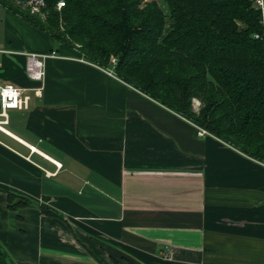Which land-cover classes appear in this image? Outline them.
<instances>
[{"label": "crops", "instance_id": "crops-1", "mask_svg": "<svg viewBox=\"0 0 264 264\" xmlns=\"http://www.w3.org/2000/svg\"><path fill=\"white\" fill-rule=\"evenodd\" d=\"M2 8L0 86L38 87L24 54H56L42 96L0 128L14 264H264V163Z\"/></svg>", "mask_w": 264, "mask_h": 264}, {"label": "trees", "instance_id": "trees-1", "mask_svg": "<svg viewBox=\"0 0 264 264\" xmlns=\"http://www.w3.org/2000/svg\"><path fill=\"white\" fill-rule=\"evenodd\" d=\"M2 6L211 135L264 163V41L253 0H29ZM60 1L64 8L58 10ZM200 109H193V101ZM9 207L31 200L10 193ZM47 216H57L42 207ZM0 264H14L0 244Z\"/></svg>", "mask_w": 264, "mask_h": 264}, {"label": "built area", "instance_id": "built-area-1", "mask_svg": "<svg viewBox=\"0 0 264 264\" xmlns=\"http://www.w3.org/2000/svg\"><path fill=\"white\" fill-rule=\"evenodd\" d=\"M253 2L254 7L260 13V22L263 30L262 34H256L255 38L264 41V0H253ZM24 6L30 10L32 15H37L43 20L48 18L47 4L45 0H29ZM64 6L65 2L60 1L57 8L58 10H61ZM5 53H8V51L0 50V54ZM24 55L27 58L25 66L26 75L31 81L36 82L39 85L32 89L21 88L14 84L0 86V116L3 118V120L0 121V128L3 124H8L9 110H27L32 96H42L45 80V60L50 57H56L54 52L50 54L25 53ZM111 63L114 69L116 59H113ZM198 130V134L201 137L210 135L205 129L198 127Z\"/></svg>", "mask_w": 264, "mask_h": 264}, {"label": "rangeland", "instance_id": "rangeland-1", "mask_svg": "<svg viewBox=\"0 0 264 264\" xmlns=\"http://www.w3.org/2000/svg\"><path fill=\"white\" fill-rule=\"evenodd\" d=\"M151 1V0H148ZM157 2H159L160 6L162 7V9L164 10V12L166 14L169 13L168 11V7L166 6L164 0H156ZM2 1L0 0V42L3 40V31L5 29V15H4V10L2 8ZM112 66V65H111ZM193 109L198 112L200 109V102L198 100H194L193 101ZM208 132V131H207ZM209 133V132H208ZM210 134V133H209ZM211 135V134H210ZM213 136V135H212Z\"/></svg>", "mask_w": 264, "mask_h": 264}]
</instances>
